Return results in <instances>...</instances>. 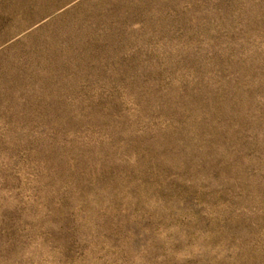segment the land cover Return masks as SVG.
<instances>
[{
	"label": "rangeland",
	"instance_id": "1",
	"mask_svg": "<svg viewBox=\"0 0 264 264\" xmlns=\"http://www.w3.org/2000/svg\"><path fill=\"white\" fill-rule=\"evenodd\" d=\"M0 264H264V0H0Z\"/></svg>",
	"mask_w": 264,
	"mask_h": 264
}]
</instances>
